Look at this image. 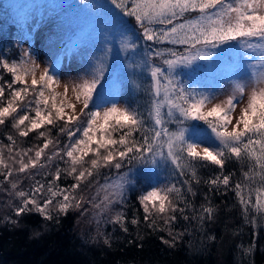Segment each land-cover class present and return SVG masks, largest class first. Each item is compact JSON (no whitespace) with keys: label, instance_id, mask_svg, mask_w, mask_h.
<instances>
[{"label":"snow or ice","instance_id":"obj_1","mask_svg":"<svg viewBox=\"0 0 264 264\" xmlns=\"http://www.w3.org/2000/svg\"><path fill=\"white\" fill-rule=\"evenodd\" d=\"M33 7L60 19L49 58L31 43L43 16L22 25L13 45L0 46V127L9 129L8 143L0 140V193L17 218L35 212L58 223L91 205L128 233L127 223L140 224L126 216L135 190L147 227L167 231L171 239L161 240L174 247L194 224L202 230L214 219L210 194L231 190L245 222L264 227V0ZM69 7L83 13L71 34ZM76 58L80 69L66 73L62 65ZM201 68L215 78L199 77ZM33 133L29 146L17 139ZM230 160L239 177L224 171ZM212 166L218 171L201 176ZM140 175L147 189L137 184ZM62 176L73 182L61 185ZM201 185L208 192L197 205ZM238 248L251 252V245Z\"/></svg>","mask_w":264,"mask_h":264},{"label":"trees","instance_id":"obj_2","mask_svg":"<svg viewBox=\"0 0 264 264\" xmlns=\"http://www.w3.org/2000/svg\"><path fill=\"white\" fill-rule=\"evenodd\" d=\"M42 1L0 0V46L15 43L22 25L29 22V13L35 9L33 5H40ZM67 2L78 4L80 0ZM110 6L118 13L119 10ZM197 75L203 78L211 73L201 68ZM122 91L131 102V94L127 90ZM142 95L138 90V98ZM6 131L9 129L0 127V140L8 143L4 137ZM12 134L15 135L14 132ZM34 136L35 133L27 139H17L23 141V146H29ZM238 169V163L230 160L224 171H236L239 177ZM216 171L212 166L200 169V174L207 177ZM144 181L143 175L137 177V184L147 189ZM72 182L71 178L61 177V185ZM197 192L195 203L199 205L208 187L201 185ZM138 195L139 191H129L126 216L128 221L138 216L140 224L127 223L129 231L124 233L118 225L106 222L107 213L97 217L91 205L70 210L67 215L60 216L58 223L45 221L35 212L17 218L14 209L6 206L5 194L0 193V264H264V227L254 229L253 225L245 222L233 191L212 192L210 199L217 209L214 219L207 221L202 230L194 224L192 235L186 234L174 247L161 240V237L171 239L167 231H153L147 227ZM5 217L18 219V224L7 223ZM158 223L162 225V222ZM184 223L180 221L178 230H183L181 225ZM254 230L259 232L257 236L253 235ZM104 236H109L110 244L104 243ZM238 245L245 248L251 245V252L245 254Z\"/></svg>","mask_w":264,"mask_h":264},{"label":"rangeland","instance_id":"obj_3","mask_svg":"<svg viewBox=\"0 0 264 264\" xmlns=\"http://www.w3.org/2000/svg\"><path fill=\"white\" fill-rule=\"evenodd\" d=\"M46 1V2H44ZM68 0H43L42 4H68ZM98 3H107L104 0H97ZM68 5H75V4H68ZM109 9L113 10V7L108 5ZM64 26L66 30L71 34L72 30L77 26L78 23L82 22L83 20V13L79 8L76 7H69L64 9ZM30 19L28 23H34L35 20H39L41 16L43 19L40 23L36 25L35 31L32 33V41L31 43L40 54V58L48 59L51 55L49 50V40L53 37L57 32V25L60 23V19L56 12L46 11L42 8H36L33 12L29 13ZM35 18V20H34ZM27 46V44L25 45ZM81 64L78 58L66 60L62 65L63 70L66 73H71L75 75L76 70L80 69ZM215 77L211 74V79ZM125 91V90H124ZM128 95L123 92V99L127 100Z\"/></svg>","mask_w":264,"mask_h":264}]
</instances>
